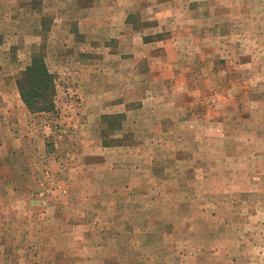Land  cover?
<instances>
[{"label": "rangeland", "instance_id": "obj_1", "mask_svg": "<svg viewBox=\"0 0 264 264\" xmlns=\"http://www.w3.org/2000/svg\"><path fill=\"white\" fill-rule=\"evenodd\" d=\"M20 4L3 52L43 58L55 109L20 93L0 264H264V0Z\"/></svg>", "mask_w": 264, "mask_h": 264}, {"label": "crops", "instance_id": "obj_2", "mask_svg": "<svg viewBox=\"0 0 264 264\" xmlns=\"http://www.w3.org/2000/svg\"><path fill=\"white\" fill-rule=\"evenodd\" d=\"M20 6V0H0V30H4L3 24L13 20L11 14L16 10L18 11ZM93 9L94 7L92 6L87 11L90 12ZM89 27L91 28L89 32L91 38L87 33L82 32L83 34H87L83 46H90L91 50L96 54L100 49L99 47H101L102 38L98 36V31L101 27L97 21H94L92 24L90 23ZM22 43H20L19 47L22 46ZM7 46V36L2 32L0 33V152L4 149L6 154L13 155L16 158L14 151L17 150L16 147H19V143H21V137L19 138V136H22V130L20 128L26 125L25 113L30 114L25 109V105L21 100L20 90L17 88L16 81L18 73L23 70V64L29 66L32 58L31 56L27 58L28 53L24 49L14 48L16 51L12 54L14 63H8L10 61L12 62L11 57L3 52L7 50ZM9 50L11 49L9 48ZM92 51L90 52L93 53ZM21 52H23V55L20 54ZM83 52L85 51L83 50ZM74 53L72 56L78 55L76 52ZM78 59L80 63L84 61L83 59ZM13 65H16V68L19 70L13 71L12 69L15 68ZM84 73H87V71ZM85 77H90V75H85ZM10 151L12 152L10 153Z\"/></svg>", "mask_w": 264, "mask_h": 264}, {"label": "trees", "instance_id": "obj_3", "mask_svg": "<svg viewBox=\"0 0 264 264\" xmlns=\"http://www.w3.org/2000/svg\"><path fill=\"white\" fill-rule=\"evenodd\" d=\"M55 77L42 57L35 56L32 64L19 77L17 84L23 101L32 113L55 109Z\"/></svg>", "mask_w": 264, "mask_h": 264}]
</instances>
